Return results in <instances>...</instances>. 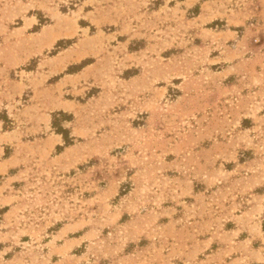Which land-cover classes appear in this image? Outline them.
Listing matches in <instances>:
<instances>
[{
    "label": "rangeland",
    "instance_id": "1",
    "mask_svg": "<svg viewBox=\"0 0 264 264\" xmlns=\"http://www.w3.org/2000/svg\"><path fill=\"white\" fill-rule=\"evenodd\" d=\"M0 124V264H264V0H0Z\"/></svg>",
    "mask_w": 264,
    "mask_h": 264
},
{
    "label": "crops",
    "instance_id": "2",
    "mask_svg": "<svg viewBox=\"0 0 264 264\" xmlns=\"http://www.w3.org/2000/svg\"><path fill=\"white\" fill-rule=\"evenodd\" d=\"M48 119V124H50V121H49V118H47ZM47 127V126H46ZM0 129H1V124H0ZM2 131V129L0 130V142L2 141V140H9L12 136H15V135H18L19 134V132L18 133H15V131H12L11 133H2L1 132ZM55 137V136H54ZM57 139H59L58 137H56ZM11 142L13 141V140H10ZM3 143H7V142H3ZM8 161H9V159H7V160H4V161H1V163H0V168L3 166V165H5V164H7L8 163Z\"/></svg>",
    "mask_w": 264,
    "mask_h": 264
},
{
    "label": "trees",
    "instance_id": "3",
    "mask_svg": "<svg viewBox=\"0 0 264 264\" xmlns=\"http://www.w3.org/2000/svg\"><path fill=\"white\" fill-rule=\"evenodd\" d=\"M58 134L61 135V136L63 137V140H64L65 145L70 144V142H69L68 140H66V136H65V132H64V130L59 131Z\"/></svg>",
    "mask_w": 264,
    "mask_h": 264
}]
</instances>
